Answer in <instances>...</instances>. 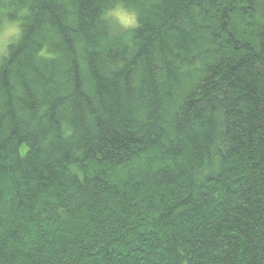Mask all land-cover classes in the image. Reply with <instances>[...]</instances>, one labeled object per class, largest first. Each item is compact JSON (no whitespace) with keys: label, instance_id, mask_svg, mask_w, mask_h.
I'll use <instances>...</instances> for the list:
<instances>
[{"label":"trees","instance_id":"16d2710c","mask_svg":"<svg viewBox=\"0 0 264 264\" xmlns=\"http://www.w3.org/2000/svg\"><path fill=\"white\" fill-rule=\"evenodd\" d=\"M25 2L0 264H264V0H124L129 39L112 0Z\"/></svg>","mask_w":264,"mask_h":264},{"label":"clouds","instance_id":"9594fccd","mask_svg":"<svg viewBox=\"0 0 264 264\" xmlns=\"http://www.w3.org/2000/svg\"><path fill=\"white\" fill-rule=\"evenodd\" d=\"M29 15L27 2L21 5L20 0H15V4L14 0H0V59L8 57L11 47L23 38ZM100 19L112 28V35L127 33L125 39L140 26L139 12L124 0H112V6L102 12Z\"/></svg>","mask_w":264,"mask_h":264}]
</instances>
